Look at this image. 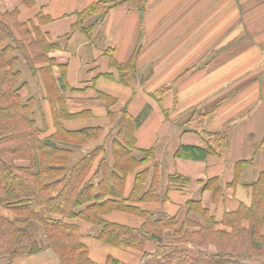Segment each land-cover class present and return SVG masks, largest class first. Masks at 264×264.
Returning a JSON list of instances; mask_svg holds the SVG:
<instances>
[{
	"label": "crops",
	"instance_id": "crops-1",
	"mask_svg": "<svg viewBox=\"0 0 264 264\" xmlns=\"http://www.w3.org/2000/svg\"><path fill=\"white\" fill-rule=\"evenodd\" d=\"M97 1L0 0V15L15 14L9 23L17 37L15 25H25L32 37L37 30L52 45L48 57L58 65L52 68L55 84L65 97L68 113L81 114L62 120V125L73 131L101 128L100 136L84 144L77 154L102 146L111 160L122 113L137 118L147 109L129 150L137 160L146 158L143 151H151L152 159L138 171H148L149 177L157 172L160 196L142 209L157 219L175 216L181 225L188 218L195 219L189 211L190 203L198 204L217 220L240 206H249L251 187L264 174V0H236L232 9L228 5L226 9H207V2L197 9L198 0H188L189 9H184L188 13L187 26L177 25L182 32L188 27V36L179 40L188 48L173 61L176 73L171 78L165 74L167 70L155 72L147 54L154 27L159 31L163 25L165 9H153L159 0H147L144 9H138L136 2L123 4L103 19L95 16L78 26L77 14ZM88 28L93 29L90 37L82 31ZM199 29H203L200 37ZM138 46L136 80L132 88H126L119 83L117 70L110 65L105 51L113 49L114 61L119 65L127 63ZM20 70L25 82L21 96H33L40 103L44 117L39 113L38 122L47 127L49 135L54 131L57 104L47 98L39 74L32 76L24 65ZM6 71L0 69V81ZM165 86L170 90L158 102L152 95ZM194 113H208V132L227 133L226 150L221 156L209 155L202 161L176 157L183 146L207 150L201 136L186 130L185 123ZM135 174L126 179V193ZM172 177L187 181L185 190L171 189ZM7 214L0 208V215ZM106 219L129 227L142 223L133 214L116 212ZM72 223L78 226L83 239L97 244H92L95 257L105 250L97 263H104L107 257L123 264L140 263L142 253L106 246L97 240L98 228L79 220ZM93 227L97 235H83L82 229L89 232ZM155 250L154 243L145 244V252ZM256 260L264 263V258Z\"/></svg>",
	"mask_w": 264,
	"mask_h": 264
},
{
	"label": "trees",
	"instance_id": "trees-1",
	"mask_svg": "<svg viewBox=\"0 0 264 264\" xmlns=\"http://www.w3.org/2000/svg\"><path fill=\"white\" fill-rule=\"evenodd\" d=\"M132 2L144 9L147 0H99L77 14V24L95 16L103 19L116 7ZM14 16L0 15V69H7L0 81V208L14 217L0 215V264L36 256L43 247L50 249L59 264H100L90 258L78 226L72 223L76 220L98 228L97 240L102 244L142 253L139 264H262L252 259L255 254H264V174L251 187L249 206H240L221 220L193 203L189 211L195 219L188 218L181 225L175 216L155 218L142 206L159 200L158 174L149 177L148 171H138L152 159V153L143 151L146 158L137 160L129 150L147 109L137 118L122 113L111 160L102 146L78 155L77 151L97 139L102 130L90 127L73 131L62 125V120L81 114L68 113L65 97L55 84L52 68L58 65L48 57L52 45L37 30L32 37L25 25H15L17 37L9 23ZM92 30L82 31L90 37ZM114 53L113 49L105 51L117 70L119 83L132 88L140 46L125 64H116ZM21 65L32 76L39 74L47 98L57 104L54 131L49 135L47 127L38 122L39 113L44 117L40 103L33 96H21L25 85ZM169 90L161 87L152 96L159 102ZM207 117L208 113H194L185 123L187 131L202 137L207 150L183 146L177 158L202 161L225 152L227 133L208 132ZM134 172L133 185L126 193V179ZM185 187L187 181L170 179L171 189ZM113 212L133 214L142 223L129 227L107 220ZM39 229L45 240L43 247L34 239ZM146 243L155 244L154 253L144 251ZM102 264L123 263L107 257Z\"/></svg>",
	"mask_w": 264,
	"mask_h": 264
},
{
	"label": "rangeland",
	"instance_id": "rangeland-1",
	"mask_svg": "<svg viewBox=\"0 0 264 264\" xmlns=\"http://www.w3.org/2000/svg\"><path fill=\"white\" fill-rule=\"evenodd\" d=\"M236 0H198L197 1V9H200V5L203 3H206L210 8L207 9H232V4L235 3ZM204 6V5H203ZM202 6V7H203ZM165 9V12L163 13V25L158 30H156V26L154 27V34H152V39L150 40L152 44L148 47V56H150V59H152L153 66L156 68H153L155 72L157 73H163V71L167 70L165 74L168 75L170 78L176 71H173V61L178 59V56L182 54L183 49H187L188 46L185 43L180 42L179 40H183V37L188 36V27L186 28L185 32H182V30H179L177 28L178 22L181 23L184 27V23L187 26L188 22V13L187 11H184V9H189V3L188 0H159V2H155L153 9ZM184 11V12H183ZM161 30V31H160ZM158 31V34H157ZM180 33V34H179ZM203 33V29H199L197 31V36L200 37ZM181 44V45H179ZM177 69V68H176ZM151 71V69H150ZM153 73V70H152ZM8 212V211H7ZM9 218H12V214L8 212L6 215ZM83 235H89L90 237H93L98 234V230L93 227V230L91 229L89 232H85L82 229ZM34 239L40 244L45 245V240L43 237V232L41 229L38 230V232L34 235ZM86 245L88 246L89 253L91 254V257L94 261L98 262L99 257L105 256L106 252L103 250L102 255H98L95 257L92 254V244H95L92 240L86 238L83 239ZM43 247V245H42ZM100 247V246H99ZM101 249H103L101 247ZM213 249V248H210ZM256 253V252H255ZM243 258L245 256L243 255ZM264 254L259 253L255 254L253 256V263H257L258 261L256 259H263ZM260 263V262H258ZM14 264H59L57 257L50 251V249H47L46 247H43L40 254L36 256L31 257H19L14 261ZM264 264V263H262Z\"/></svg>",
	"mask_w": 264,
	"mask_h": 264
}]
</instances>
